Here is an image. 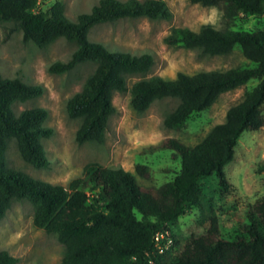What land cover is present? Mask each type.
I'll return each instance as SVG.
<instances>
[{"label": "trees", "instance_id": "16d2710c", "mask_svg": "<svg viewBox=\"0 0 264 264\" xmlns=\"http://www.w3.org/2000/svg\"><path fill=\"white\" fill-rule=\"evenodd\" d=\"M40 0H0V26L13 24L23 43L44 48L58 39L75 45L66 62L52 63L48 72L65 74L82 64L95 66L82 90L66 103L70 119L79 120L75 133L78 145L104 140L108 121L114 113L116 93L127 91L126 77L144 74L153 65L152 57L110 52L91 43L88 34L95 26L122 19L146 17L168 20L171 15L159 0H100L90 13L68 20L63 6L56 2L41 11ZM191 5L215 8L225 24L223 30L203 25L198 32L173 28L164 38L171 47L198 49L215 57L229 54L239 46L253 68L207 71L193 75L178 73L173 80L152 77L130 89V105L137 113L166 98L178 101L176 108L162 120L172 131L181 130L195 114L209 109L227 92L256 80L257 85L230 107L223 123L211 129L194 146L174 138L143 147L144 155L169 151L180 160V168L168 182L142 188L135 177L121 168L86 164L81 176L67 188L42 183L26 174L6 168L4 152L14 140L22 160L35 168H46L48 161L41 141L52 135L44 127L47 112L34 108L15 116L12 106L42 95V88L23 84L0 75V221L13 200H26L33 206L32 225L55 235L64 248L61 264H264V195L257 198L247 213V238L226 240L220 236L212 208L201 216L203 230L187 238L170 237L169 250L159 252L154 237L165 234L166 225L192 209H202L204 197L200 180L215 176L219 187L228 192L224 168L234 160L235 149L244 132H256L264 124V29L233 30L231 23L243 16L264 15V0H186ZM140 177L149 168L137 165ZM259 172H264V165ZM162 246L165 241H161ZM16 258L0 251V264H17Z\"/></svg>", "mask_w": 264, "mask_h": 264}, {"label": "rangeland", "instance_id": "374dc122", "mask_svg": "<svg viewBox=\"0 0 264 264\" xmlns=\"http://www.w3.org/2000/svg\"><path fill=\"white\" fill-rule=\"evenodd\" d=\"M99 1L40 0L38 8L45 11L60 2L64 16L75 22L77 16L90 13ZM159 1L166 5L170 19H122L95 26L88 34L91 43L100 44L110 52L135 57L149 55L153 60L148 72L126 77V92L113 96L114 113L108 121L101 144L78 145L75 133L80 121L70 119L66 112L67 101L82 90L95 66L86 63L69 73L51 74L48 72L49 66L56 61L66 62L75 49L73 43L58 39L44 48H38L31 42L23 43L21 32L13 24L0 26L1 77L18 79L25 85L39 86L43 90L42 95L35 99L15 103L12 106L13 113L18 116L25 110L43 108L47 112L44 127L52 130V135L41 141L48 161L46 168H35L24 162L14 140L7 143L4 152L6 168L22 172L33 180L63 188L80 177L83 167L89 163L121 168L131 173L142 188L161 186L175 176L180 168V160L173 156L174 153L165 151L144 155L143 147L168 138L177 139L186 146L198 144L213 127L224 122L228 109L238 104L245 93L257 85V81L251 80L238 89L222 94L209 109L193 115L179 131L168 130L162 123L163 118L178 105L175 99L156 101L145 112H135L130 105V89L139 81L152 77L169 81L175 79L178 73L193 75L255 66L244 58L239 46H235L227 55L210 57L198 49L166 45L164 38L173 28H187L198 32L203 25L223 30L225 24L221 13L215 8L191 5L186 0ZM230 28L243 31L263 30L264 15H240L231 23ZM261 114L264 119V104ZM137 165L147 166L149 175L138 176L135 172ZM263 165L264 124L256 132L242 134L235 149L234 160L225 166L230 191L224 192L215 176L200 180L203 208L192 209L166 225L165 237L184 239L201 233L203 226L200 218L210 207L217 218L219 233L223 239L247 238L243 233V228L248 225L247 213L255 200L264 195V172H259ZM32 216L33 206L28 201L11 202L0 221V251H6L16 258L17 264H61L63 246L55 235L34 228Z\"/></svg>", "mask_w": 264, "mask_h": 264}, {"label": "built area", "instance_id": "2783aa9c", "mask_svg": "<svg viewBox=\"0 0 264 264\" xmlns=\"http://www.w3.org/2000/svg\"><path fill=\"white\" fill-rule=\"evenodd\" d=\"M165 234L158 233L155 237V247L159 252H162L163 250H169L171 245L173 244V241L171 238L165 237ZM165 241V245L162 246L161 241Z\"/></svg>", "mask_w": 264, "mask_h": 264}]
</instances>
